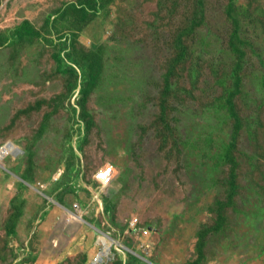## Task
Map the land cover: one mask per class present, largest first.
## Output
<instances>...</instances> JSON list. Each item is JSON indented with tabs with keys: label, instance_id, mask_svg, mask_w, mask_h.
Here are the masks:
<instances>
[{
	"label": "rangeland",
	"instance_id": "1",
	"mask_svg": "<svg viewBox=\"0 0 264 264\" xmlns=\"http://www.w3.org/2000/svg\"><path fill=\"white\" fill-rule=\"evenodd\" d=\"M5 143L0 264H264V0H0Z\"/></svg>",
	"mask_w": 264,
	"mask_h": 264
},
{
	"label": "trees",
	"instance_id": "2",
	"mask_svg": "<svg viewBox=\"0 0 264 264\" xmlns=\"http://www.w3.org/2000/svg\"><path fill=\"white\" fill-rule=\"evenodd\" d=\"M81 8L84 9L85 8V4L83 2H81ZM231 8H233V5L231 7H229V15L232 14L231 13ZM236 23V21H235ZM29 28V26H27L24 30H18L15 32V36L13 37V33H12V37L10 35H7V39L8 41L12 40L13 41H16L17 39H21L24 37V35L26 34H29L28 31H26L27 29ZM235 31V30H234ZM234 38V36H233ZM236 52H238V56H241V53L240 51L238 50V47H236ZM92 56L94 57V52H91ZM71 58L69 55L67 56L66 54V57L63 58V60L65 59H69ZM100 63V58H99V62H94V63H91V62H88V57L86 56L82 65H81V68L83 69V78H84V81H86L87 84H90L92 85L93 83H95L96 81V74H95V71L98 70V65ZM72 66V65H71ZM74 68V67H73ZM240 82L236 81V90L237 92L239 91V85ZM232 97H233V93H231L230 91H228V89H226V91H224L223 95H222V99L227 103L229 104L230 103V111H231V114H233V110H234V102L232 100ZM237 115H235V119L238 117H236ZM237 120V119H236ZM95 234V233H94Z\"/></svg>",
	"mask_w": 264,
	"mask_h": 264
},
{
	"label": "built area",
	"instance_id": "3",
	"mask_svg": "<svg viewBox=\"0 0 264 264\" xmlns=\"http://www.w3.org/2000/svg\"><path fill=\"white\" fill-rule=\"evenodd\" d=\"M15 148H17L15 146V144H11V143L2 144L0 146V160H3L4 158H6L11 152L14 151ZM113 176H114V171H113V167L111 165L105 166L96 172V174L94 175V179L96 180L98 187H97V191H96L94 197H92L91 202H96L98 199H100V195H101L102 191L112 183ZM74 208L76 210L79 209V207L76 205L74 206ZM76 218H77V216H76ZM81 219H82V217H79V220H81ZM130 225L134 226L135 220L132 221L130 223ZM98 232H100V231L98 230ZM145 232H147V230H145ZM104 235L107 236L106 234H104ZM120 247L123 248L122 245ZM103 256H104V246H103V244H101L99 246V250L95 254V257L103 260Z\"/></svg>",
	"mask_w": 264,
	"mask_h": 264
},
{
	"label": "crops",
	"instance_id": "4",
	"mask_svg": "<svg viewBox=\"0 0 264 264\" xmlns=\"http://www.w3.org/2000/svg\"><path fill=\"white\" fill-rule=\"evenodd\" d=\"M59 187L61 188V186H59ZM97 187L98 186H96V188H94V189H92L91 186H79L78 187V190H76V191L79 192V193H81V194H83L84 192H82V190H81V188H83L86 191V194L90 195V199L88 200L87 204L85 205L86 208L81 209L79 214L75 215V213H73L72 216H77V218L74 217V219L72 220V222L79 221L78 220L79 217H82V219H83V215L84 214H89V213L92 214L94 212V210H95V213H99L100 208H101L100 199L97 200L98 202L97 201L96 202H91L92 201V197H94V195H95V193L97 191ZM72 210H74V209H72ZM82 219H81V221H82ZM74 220H76V221H74ZM95 239L98 240V242L101 243V241L103 239V237L101 235V232H98V231L95 232Z\"/></svg>",
	"mask_w": 264,
	"mask_h": 264
},
{
	"label": "bare ground",
	"instance_id": "5",
	"mask_svg": "<svg viewBox=\"0 0 264 264\" xmlns=\"http://www.w3.org/2000/svg\"><path fill=\"white\" fill-rule=\"evenodd\" d=\"M101 235H102V237H103V239H102V241H101V244H104L105 241H106V239H105V235L102 234V233H101ZM107 253H108V250L105 251V255H106Z\"/></svg>",
	"mask_w": 264,
	"mask_h": 264
},
{
	"label": "water",
	"instance_id": "6",
	"mask_svg": "<svg viewBox=\"0 0 264 264\" xmlns=\"http://www.w3.org/2000/svg\"><path fill=\"white\" fill-rule=\"evenodd\" d=\"M95 230H97L96 228H95ZM98 231V230H97Z\"/></svg>",
	"mask_w": 264,
	"mask_h": 264
},
{
	"label": "clouds",
	"instance_id": "7",
	"mask_svg": "<svg viewBox=\"0 0 264 264\" xmlns=\"http://www.w3.org/2000/svg\"><path fill=\"white\" fill-rule=\"evenodd\" d=\"M97 231V230H96Z\"/></svg>",
	"mask_w": 264,
	"mask_h": 264
}]
</instances>
